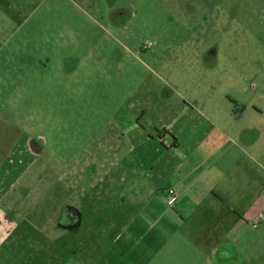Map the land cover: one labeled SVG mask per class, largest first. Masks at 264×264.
I'll use <instances>...</instances> for the list:
<instances>
[{"label":"rangeland","instance_id":"rangeland-1","mask_svg":"<svg viewBox=\"0 0 264 264\" xmlns=\"http://www.w3.org/2000/svg\"><path fill=\"white\" fill-rule=\"evenodd\" d=\"M224 97L246 112L221 137L262 136L264 0H0V264H264L175 254L200 212L172 192L202 160L176 145L221 138L192 127Z\"/></svg>","mask_w":264,"mask_h":264},{"label":"crops","instance_id":"crops-1","mask_svg":"<svg viewBox=\"0 0 264 264\" xmlns=\"http://www.w3.org/2000/svg\"><path fill=\"white\" fill-rule=\"evenodd\" d=\"M201 96L205 100L216 98L215 93H202ZM222 99L224 106L221 111L225 112V118L219 121L215 117L217 108L204 109L200 116L194 119L192 131L204 134L207 127H213L221 137L224 136L221 131L225 128L223 123L226 120L235 121L242 118L246 112L245 106L239 112L238 106L234 109L233 103L230 106L226 97ZM206 102L204 106H208ZM189 107L196 110L197 106ZM208 110L214 116H210ZM259 134L257 138L245 141L228 135L225 139L221 137L215 141L206 140L199 145L200 140L195 135L192 149L189 147L190 143L178 140L177 150L182 151L184 148V155L192 152L202 160L198 163V158L194 171L186 174L184 182L190 181L189 185L184 183V190L178 187L177 192H172L176 203L183 195L182 201L187 200L194 211L200 212L195 214V233L184 238L187 243L194 244L193 250L175 254H264V219L260 221L257 229L251 227L258 215H264V186L253 190L243 186L246 180L257 181L258 178L257 168L253 175L248 172L250 169L247 159L256 161L264 156V144H261L264 131L262 136ZM194 146H197V149ZM198 169L203 170L197 172ZM182 182L183 180L179 184ZM204 182H207L206 187H203ZM5 196L6 193L0 194V204ZM251 231L258 233L250 235Z\"/></svg>","mask_w":264,"mask_h":264},{"label":"flooded vegetation","instance_id":"flooded-vegetation-1","mask_svg":"<svg viewBox=\"0 0 264 264\" xmlns=\"http://www.w3.org/2000/svg\"><path fill=\"white\" fill-rule=\"evenodd\" d=\"M39 141V140H38ZM35 144V142L33 143V145ZM27 145H28V143H27ZM33 145H31V142H30V144H29V146H33ZM34 146H36V145H34ZM38 146V145H37ZM37 152H38V150L35 152L36 154H37ZM57 210H58V207H55V208H52V215H51V217L53 218L54 217V215H57ZM62 210V209H61ZM64 212H65V215H66V217H67V219L68 220H70L69 221V225H72V224H74V223H76L79 219H78V215L77 214H75L73 211H70V210H64ZM59 221V220H58Z\"/></svg>","mask_w":264,"mask_h":264},{"label":"built area","instance_id":"built-area-1","mask_svg":"<svg viewBox=\"0 0 264 264\" xmlns=\"http://www.w3.org/2000/svg\"><path fill=\"white\" fill-rule=\"evenodd\" d=\"M147 47L149 48L150 45H147ZM262 219H264V215H263V214L258 215L257 219L251 223V227H252L253 229H257L258 226H259V223H260V221H261Z\"/></svg>","mask_w":264,"mask_h":264}]
</instances>
